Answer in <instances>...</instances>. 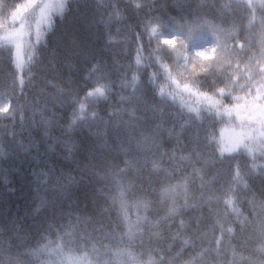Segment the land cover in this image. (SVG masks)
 Wrapping results in <instances>:
<instances>
[{"label":"trees","instance_id":"trees-1","mask_svg":"<svg viewBox=\"0 0 264 264\" xmlns=\"http://www.w3.org/2000/svg\"><path fill=\"white\" fill-rule=\"evenodd\" d=\"M137 2L70 0L63 21L61 13L48 10L56 28L49 34L41 22L45 37L37 43L40 7L56 3L40 0L27 18L19 67L13 44L0 39V101L9 103V113H0V264H8L9 251L22 264H131L132 257L148 264L141 252L148 236L142 245L124 234L134 230L138 216L162 219L172 208H181L176 224L185 220L216 264L264 260L256 251L264 244V152L242 135L248 122L225 111L230 101L212 96L198 101L172 83V77L180 83L195 77L207 93L222 86V74L237 54L236 37H264V0H144L141 9ZM145 17L157 18L161 27H155L176 35L173 47L145 35ZM202 23L208 26L201 28ZM202 37L214 42L216 52L211 61L196 58L204 67L194 72L189 44ZM33 49L31 62L27 55ZM165 62L168 73L157 68ZM153 69L156 81L150 79ZM104 83L111 88L108 98L87 103L98 118L64 132L78 112L77 101ZM159 87L167 97L157 94ZM189 106L199 113L190 114ZM70 155L87 167L62 176L70 170L65 159ZM152 158L162 159L165 171L153 172L145 164ZM42 171L50 173L46 184ZM121 188L128 189L124 207ZM228 192H238V216L224 203ZM141 199L149 203L147 213L137 207ZM221 224L234 225L235 235L220 239ZM153 240L164 247L168 229L163 239ZM241 255L248 259L239 260Z\"/></svg>","mask_w":264,"mask_h":264},{"label":"snow or ice","instance_id":"snow-or-ice-1","mask_svg":"<svg viewBox=\"0 0 264 264\" xmlns=\"http://www.w3.org/2000/svg\"><path fill=\"white\" fill-rule=\"evenodd\" d=\"M40 5V0H0V31L3 35H0V39H3L11 44L15 48L13 52L14 63L17 67L20 66V55L21 50L25 47V35L27 32V18L32 15L37 7ZM146 5L144 0H138L136 3V8L141 9ZM63 0H56L55 5L51 3H44L40 7L39 15L40 21H38L35 29V39L39 43L45 37V32L40 30V23L49 25L50 18L48 17V10H54L56 12L62 13L64 11ZM117 17H119V12H117ZM146 23H143V31L145 35L149 33H156L157 28L154 25H158L159 21L155 17H145ZM207 23H202L201 28L207 27ZM194 32L193 29L189 30V35ZM164 44L174 46V39L164 40ZM234 48L237 50V54L232 57L229 61L228 68L222 74V78L225 83L222 86H218L213 89L211 93H207L204 89L198 86V83L193 77L190 80H185L182 83L178 82L177 79L172 77V83L176 84L178 90L182 92L189 93L190 95L196 97L198 101L208 100L209 96L217 97L222 101L231 102L230 107L225 109L228 114L235 112L237 118L240 120H246L248 126L244 128L242 135L246 136L250 142L256 145L258 149L264 152V37L257 35L256 39L253 40L249 37L245 39H236L232 42ZM216 52V48L213 47L211 52L208 51H197L194 57L191 58L192 70L198 72L200 68L204 65L198 64L196 58L200 61H211L213 58V53ZM137 59L136 64L141 65L142 56L140 54V49H137ZM150 55V54H149ZM35 50L33 49L27 55L28 61L34 62ZM188 58H185L184 67H187ZM151 66V64L149 65ZM211 66V65H209ZM170 65L165 63H160V71L163 70L164 73H168ZM137 71H141L138 67ZM159 73L153 69V76L150 79L156 81ZM136 77H133L135 80ZM111 91L110 85L107 83L99 84L93 91L87 93L84 101H77L79 103V111L73 112L72 125H76L78 121H87L89 117L96 119L98 118L95 111L86 110V103H88V97H93L98 102L99 100L107 99L108 93ZM157 94L161 97H167L164 87H159ZM13 110H15L13 108ZM187 111L192 115H197L199 109L189 106ZM241 112L245 113L241 116ZM0 113H9V108L7 106L0 107ZM134 115V114H133ZM258 125V127H255ZM24 127V124H21ZM11 136L15 133L11 131L9 133ZM47 136V132H45ZM55 143V140L53 141ZM27 149L28 145L23 146ZM51 148V145L49 146ZM234 151V149H233ZM2 154V152H0ZM171 159L174 163L178 164V161L172 156ZM183 159V158H181ZM146 165L151 166L153 172L165 171L162 164V159L152 158L151 160L145 161ZM49 172H41L40 176L43 178L41 180L42 184H46L49 178ZM71 178H69V181ZM128 189L121 188L120 190V200L121 206L124 207V193ZM227 199L224 200L227 208H230L233 213L237 216L239 215L238 209L236 207V198L238 197V192H228L224 194ZM220 196H217L219 199ZM142 206L147 213L149 203L147 200L141 199L137 203V207ZM189 207L188 205L184 206ZM177 216H182L181 208H172L169 214L162 219L150 218L147 214L144 216H138L134 230H130L128 233L124 234L128 237L129 241L134 242L139 239L140 243L144 245L146 243L144 237L148 236L147 246L141 251L142 254H147L149 257L148 264H216L211 257H206L205 252L207 247L198 243L199 238L195 237L189 232V224L185 220H180L179 224H176L175 219ZM171 221V223H169ZM261 223H264V218H261ZM175 224V228H173ZM243 227V221H241ZM164 229H168L169 242L164 246L160 247L155 243L153 237L156 239H163ZM220 239L223 238L224 233H227L229 238L233 237L236 233L234 225L225 226L223 224L219 227ZM71 235V233H68ZM63 238L61 237V240ZM178 245L173 251V245ZM186 249H191L185 253ZM256 251L259 253L260 257H264V244H261ZM7 254L8 264H22L21 257L12 254L10 251ZM215 254L217 258L220 257L219 240L217 241V246L215 248ZM131 256V253H127ZM231 255L236 257L238 253L235 248H233ZM248 259L244 256H239V260ZM122 264H130L128 260H122ZM131 264H144L142 259L137 260L135 257L131 258ZM229 264L233 262L229 261ZM238 264V262H237ZM260 264H264V260L260 261Z\"/></svg>","mask_w":264,"mask_h":264},{"label":"rangeland","instance_id":"rangeland-1","mask_svg":"<svg viewBox=\"0 0 264 264\" xmlns=\"http://www.w3.org/2000/svg\"><path fill=\"white\" fill-rule=\"evenodd\" d=\"M169 31L170 32H163L157 28L156 33H154V34L150 33V34H151V36L158 38L160 40V42L163 43L164 40H169V39L175 40L176 35L174 33H172V31L170 29H169ZM189 45H190L191 51L193 53H196L197 51L211 52L212 48L214 47V42L209 40L206 37H202V38H197V39L193 40ZM187 48H188V46L185 47V51L183 53L184 61H185V58L189 57V53L186 51ZM91 99H95V98L88 97V100H91ZM4 106H7L9 108V103L7 101H0V107H4Z\"/></svg>","mask_w":264,"mask_h":264},{"label":"clouds","instance_id":"clouds-1","mask_svg":"<svg viewBox=\"0 0 264 264\" xmlns=\"http://www.w3.org/2000/svg\"><path fill=\"white\" fill-rule=\"evenodd\" d=\"M69 3H70V0H64L65 7H64V11L61 13V20L62 21H63L65 13L68 12V10H69V8H68ZM55 28H56L55 21L54 20L50 21V23L48 25V33L49 34L54 33ZM74 129L75 128L73 127L72 121H71V123L67 124V128L63 129V130H64V132L66 131V132L72 133L74 131ZM65 159L71 162V164L69 165L70 170L62 173L61 174L62 176L67 175L68 177H72L76 174L82 173L87 167V164L84 163L82 160L81 161L74 160L73 155L67 156V157H65ZM76 185L77 184L71 185V187L68 188V193H70L71 189H73Z\"/></svg>","mask_w":264,"mask_h":264}]
</instances>
